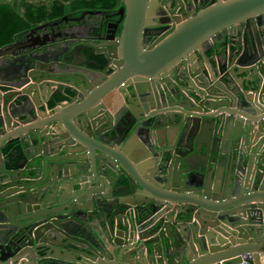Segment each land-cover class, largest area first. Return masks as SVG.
I'll use <instances>...</instances> for the list:
<instances>
[{"label":"water","instance_id":"obj_1","mask_svg":"<svg viewBox=\"0 0 264 264\" xmlns=\"http://www.w3.org/2000/svg\"><path fill=\"white\" fill-rule=\"evenodd\" d=\"M125 6L0 46V264H262L264 0Z\"/></svg>","mask_w":264,"mask_h":264},{"label":"flooded vegetation","instance_id":"obj_2","mask_svg":"<svg viewBox=\"0 0 264 264\" xmlns=\"http://www.w3.org/2000/svg\"><path fill=\"white\" fill-rule=\"evenodd\" d=\"M4 4L9 5L17 21L12 39L0 45L4 47L26 40L44 42L51 38L61 45L79 40L99 42L101 40L95 37L107 32L118 35L127 15L125 0H0V8ZM69 37L75 39L68 41ZM94 51L83 49L87 60L104 66L107 61L102 52ZM58 97L63 98L57 93L55 98Z\"/></svg>","mask_w":264,"mask_h":264},{"label":"trees","instance_id":"obj_3","mask_svg":"<svg viewBox=\"0 0 264 264\" xmlns=\"http://www.w3.org/2000/svg\"><path fill=\"white\" fill-rule=\"evenodd\" d=\"M8 6V4H4L3 8H0V45L12 39V33L17 25L14 13Z\"/></svg>","mask_w":264,"mask_h":264},{"label":"crops","instance_id":"obj_4","mask_svg":"<svg viewBox=\"0 0 264 264\" xmlns=\"http://www.w3.org/2000/svg\"><path fill=\"white\" fill-rule=\"evenodd\" d=\"M2 89H6V88H4V87H1ZM61 95V94H60ZM55 96H56V94H53V97H51L50 99H49V101L47 102V106L48 107H51V108H53L55 105H57L58 104V102H60L61 100H59V98H55ZM55 98V99H54ZM60 99H64V98H60ZM113 103H117V100H115V99H112L111 100ZM50 103H52V104H50ZM120 104H124V102H123V99H121L120 100ZM224 239V238H223ZM224 241H226V239L224 240ZM261 262H262V264H264V256L262 257V259H261Z\"/></svg>","mask_w":264,"mask_h":264}]
</instances>
